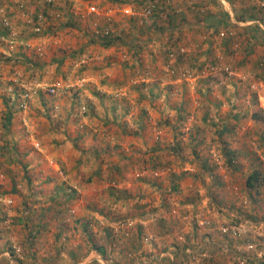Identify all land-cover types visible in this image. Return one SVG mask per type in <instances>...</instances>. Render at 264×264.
<instances>
[{
    "label": "rangeland",
    "instance_id": "obj_1",
    "mask_svg": "<svg viewBox=\"0 0 264 264\" xmlns=\"http://www.w3.org/2000/svg\"><path fill=\"white\" fill-rule=\"evenodd\" d=\"M150 1L0 0V264L263 263L246 249L264 247L261 104L247 80L201 75L217 65L261 76L248 56L256 25L218 16L219 0H165L172 20L150 24L123 12ZM227 1L264 25V0ZM63 131L77 151L60 147ZM58 148L77 155L70 169L45 158L28 168ZM254 171L263 185L248 190Z\"/></svg>",
    "mask_w": 264,
    "mask_h": 264
},
{
    "label": "crops",
    "instance_id": "obj_2",
    "mask_svg": "<svg viewBox=\"0 0 264 264\" xmlns=\"http://www.w3.org/2000/svg\"><path fill=\"white\" fill-rule=\"evenodd\" d=\"M220 1V3H221V8H223L224 10H225V12L224 13H226V15L229 17V19H230V21L232 22V23H234V24H239V25H241V24H244L245 26H250V25H252V24H254V25H256L261 31H264V25L263 24H261L260 22H258V23H256V21H255V23H252V22H254L253 20H251L250 18H248V17H245L246 19H245V21H243V20H240V16L239 15H235V11H234V8H235V6L234 5H231V2H228L227 0H219ZM207 12V11H206ZM216 14V13H215ZM242 16H244V15H242ZM259 24H260V26H259ZM250 39H252L251 38V36L250 35H248V44L249 45H251V43L254 41V43H253V45H255V46H253V48H252V50L251 51H249V53H248V56H250L251 57V61H252V65H254L255 67H257V69H258V71L257 72H260L261 73V76L263 77V79H264V68L261 70V69H259L258 68V65H255V63H258V62H263L264 63V42H261V41H259V40H252V42H251V40ZM247 66H248V64H247ZM250 66V65H249ZM152 88V87H151ZM234 96V95H233ZM93 99H96V98H93ZM226 101V98H225V100H224V102ZM227 101H231V97H229V99L227 98ZM33 104V103H32ZM163 107H164V110H166L165 108V106L163 105ZM32 108H35V106L34 107H32ZM161 108V106L159 107V106H157V109H158V111H163V109H160ZM144 110H147L145 107H144ZM148 111V110H147ZM158 111H157V114H158ZM263 111H264V109H263ZM111 112V111H110ZM121 112L123 113V111L121 110ZM155 112V111H154ZM26 113V112H25ZM148 113H150L149 111H148ZM148 113H145V116L148 114ZM151 114V113H150ZM142 115V114H141ZM140 115V116H141ZM62 116V115H61ZM89 116L90 115H88L87 116V118H89ZM122 116H124V117H121V120H124V118L127 116L126 115V113H123V115ZM139 116V117H140ZM263 116H264V112H263ZM70 117H72V116H70ZM69 117V118H70ZM139 117L136 119V121H132V124H134V125H136L137 123H138V121H139ZM87 118H84L83 119V121H85ZM123 118V119H122ZM64 119V118H63ZM110 119H111V121L113 122L114 121V118H112V117H110ZM73 124H74V122H73ZM84 124H85V122H84ZM98 124V123H97ZM111 125V124H110ZM109 125V126H110ZM69 127H72V128H74V126L72 125V122L70 121L69 122V125H68ZM120 126H124V123L122 124V125H120ZM129 126V125H128ZM105 128H108L107 126H105ZM197 129H199V128H197ZM196 129V130H197ZM102 130H103V127H102ZM121 131V133H122V135H121V137H127V135L129 134V133H125L124 131H122V130H120ZM72 132H74V130H72ZM96 132H98V133H100L101 132V129L100 128H98V125H94V126H92V125H90L89 127H86V126H83V132H80V133H83V138L85 137V138H87V139H91L92 138V136H93V134L95 133L96 134ZM202 132H203V128H201L200 130H199V134H202ZM77 133V131H76V129H75V134ZM97 133V134H98ZM109 133V132H108ZM68 133H66V132H64L63 131V133H60V135H59V139H60V142H62L63 140H66L65 141V143L63 144V145H60V147H63V146H66L68 143H69V146H71L72 147V145H74L75 143H76V141L78 140L77 138H74V134H72V138H71V142H68L67 141V139H66V137H65V135H67ZM106 134H107V132H106ZM134 134V133H133ZM132 134V135H133ZM108 135V134H107ZM55 136H57V135H55ZM68 136V135H67ZM197 136V135H196ZM194 137V136H193ZM191 139V138H190ZM191 141V140H190ZM194 144V143H193ZM190 144H189V142L187 143V146H189ZM68 151L69 152H72V151H77L76 149H74L73 147H72V150L71 149H68ZM69 152H67V154L69 153ZM54 154H50L49 152H47L46 150L43 152V156H39L40 157V160H37V158H35L37 161L33 164V165H30L29 164V167L28 168H40V166H38V165H36V164H38V162H40V163H42L41 165H44V166H46V163H45V161H43V159L45 158L48 162L50 161V162H52L53 164L52 165H50L49 164V167L50 168H54L53 170H58V169H61L60 167H64V166H67V168H69L70 169V167H71V162H72V160H75V159H77V155L75 156H71L70 157V159H69V161L67 160V157L63 154V152H62V149H60V148H58V149H56V150H54V152H53ZM243 155V154H242ZM237 157V159H241L242 157H239V156H236ZM238 164V162H236V165ZM74 165H75V163H74ZM243 165V164H242ZM50 168H48V169H46V170H49ZM56 168V169H55ZM44 180H47V178L45 177V179ZM62 185V183H60V185H58V186H61ZM58 186H56V187H58ZM55 187V188H56ZM262 187H260V189H261ZM58 189L59 190H61V187H58ZM38 196H39V200H42L43 202H45V201H50L51 199V197H52V195L51 194H48L47 196L46 195H43V194H37ZM36 196V195H35ZM108 196H109V194H108ZM33 201L34 200H36V198H33L32 199ZM41 206H44V205H41ZM48 207L49 206H47L46 208H44V209H37V213H36V215H39V218L43 215V213H46L47 214V210L49 211V210H51V209H48ZM54 211V210H53ZM55 212V211H54ZM57 212H60V213H62V211H57ZM64 212V211H63ZM52 214H53V212H52ZM39 223V222H38ZM38 223H36V226L38 227V228H40V226L41 225H44L45 226V228H46V230L49 228V223L48 222H46L45 220H43V221H41V223L40 224H38ZM32 228V227H31ZM44 228V227H43ZM139 228V227H138ZM60 231V230H59Z\"/></svg>",
    "mask_w": 264,
    "mask_h": 264
},
{
    "label": "built area",
    "instance_id": "obj_3",
    "mask_svg": "<svg viewBox=\"0 0 264 264\" xmlns=\"http://www.w3.org/2000/svg\"><path fill=\"white\" fill-rule=\"evenodd\" d=\"M47 4H50L53 0H45ZM259 7L261 9L264 10V3H258ZM90 12L94 13V14H98V11H96L95 7H91L90 8ZM123 12L125 15L130 16V18H136L138 19V22L141 24H147V23H152L154 22L156 19H163V20H168L170 17V12L169 9L167 8L166 4H165V0H151L150 2L146 3L143 7L139 8L138 10H135L132 6H126L123 9ZM43 15L40 14L38 15L36 18H34V20H36L35 23V31L38 32L40 31V28L42 27L41 24L43 22ZM259 21H256V23H258ZM252 23H255L252 22ZM260 26V24H259ZM112 31L110 29H105L102 33L105 36H108ZM260 68H264V63L260 62L259 64ZM214 74H223V80L221 79H217L216 80V86L219 87L221 84H232L236 81H240V80H247V85L249 88V91L251 93H253L256 96V101L259 102V104H261V109L262 112L264 109V79L262 76H256V77H249L248 79H240V74L234 72L233 70H231L228 66H206L203 68V71L201 72L202 77L204 78H209ZM188 78H193L191 76V74H189L186 71L185 74ZM222 86V85H221ZM39 87L41 88V86L39 85ZM47 91L49 92L50 95H54L55 94V89L53 87H49V89H47ZM230 230H232V234L235 235L237 230L236 228H230ZM222 231L225 233L226 231H228V229L223 228ZM246 249L250 252L254 251L256 246L251 243V242H247L246 244ZM187 252H190L189 250H187ZM256 258L260 259L263 263H264V247L262 249H260L257 253H256Z\"/></svg>",
    "mask_w": 264,
    "mask_h": 264
},
{
    "label": "trees",
    "instance_id": "obj_4",
    "mask_svg": "<svg viewBox=\"0 0 264 264\" xmlns=\"http://www.w3.org/2000/svg\"><path fill=\"white\" fill-rule=\"evenodd\" d=\"M226 15V13H217V15ZM172 17H169V19L172 20ZM226 17H228L226 15ZM223 18V17H222ZM168 19V20H169ZM245 17L244 16H240V20H243L245 21ZM251 19V18H250ZM253 21H255L254 19H251ZM260 20V19H258ZM257 21V20H256ZM246 30H249L250 31V36L251 38H253L254 40H259L261 42H264V31H261L257 26H254V27H247ZM113 44V41L110 37H105L103 40H102V46L103 47H109ZM254 100V99H252ZM254 118H256V116H253ZM260 118H262L261 116H259ZM230 164H232V161L230 160ZM261 172L260 171H254L253 173L249 174L246 179H245V187L248 189V190H251V189H258L260 187H262L263 183H262V175L260 174ZM254 243V242H252ZM263 247L262 246H257L255 248L254 251H251L249 252L251 255H256L257 251H259L260 249H262ZM97 252H99L101 255H104L105 254V250L101 247L99 248H95ZM263 264V263H262Z\"/></svg>",
    "mask_w": 264,
    "mask_h": 264
}]
</instances>
